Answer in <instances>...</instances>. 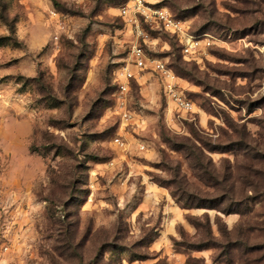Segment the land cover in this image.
<instances>
[{
    "label": "rangeland",
    "instance_id": "obj_1",
    "mask_svg": "<svg viewBox=\"0 0 264 264\" xmlns=\"http://www.w3.org/2000/svg\"><path fill=\"white\" fill-rule=\"evenodd\" d=\"M258 169L264 0H0V264H264Z\"/></svg>",
    "mask_w": 264,
    "mask_h": 264
},
{
    "label": "built area",
    "instance_id": "obj_2",
    "mask_svg": "<svg viewBox=\"0 0 264 264\" xmlns=\"http://www.w3.org/2000/svg\"><path fill=\"white\" fill-rule=\"evenodd\" d=\"M132 1L134 3V6L138 8L144 7L146 3V0H132ZM154 13L158 15L161 19H164L166 21H171L170 19H168V14L163 8L154 10ZM142 63L143 62H141L140 60L139 64L142 65ZM157 68H164V65L158 64Z\"/></svg>",
    "mask_w": 264,
    "mask_h": 264
},
{
    "label": "trees",
    "instance_id": "obj_3",
    "mask_svg": "<svg viewBox=\"0 0 264 264\" xmlns=\"http://www.w3.org/2000/svg\"><path fill=\"white\" fill-rule=\"evenodd\" d=\"M254 172H255V174L256 175H258V174H263L264 175V172L263 171H261L260 169H258V170H254ZM261 186V184H257V185H255V187L256 188H258L259 189V187ZM234 212H237V213H240V212H238V211H233V210H229V211H227L226 213H234ZM242 214V213H241ZM242 215H244V214H242ZM241 215V216H242ZM203 227H205V226H203ZM206 229H207V232H208V235L210 236V237H212V231H211V227H210V222H209V219H208V222H207V224H206ZM207 244H205V243H199L197 246H195L196 248H199V249H202V248H204L205 246H206Z\"/></svg>",
    "mask_w": 264,
    "mask_h": 264
}]
</instances>
